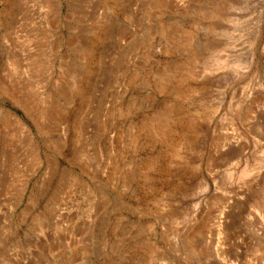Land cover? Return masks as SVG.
<instances>
[{"label": "rangeland", "instance_id": "374dc122", "mask_svg": "<svg viewBox=\"0 0 264 264\" xmlns=\"http://www.w3.org/2000/svg\"><path fill=\"white\" fill-rule=\"evenodd\" d=\"M0 264H264V0H0Z\"/></svg>", "mask_w": 264, "mask_h": 264}]
</instances>
